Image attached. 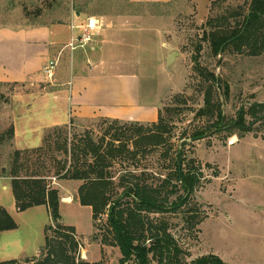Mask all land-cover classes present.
I'll return each mask as SVG.
<instances>
[{
	"label": "rangeland",
	"instance_id": "1",
	"mask_svg": "<svg viewBox=\"0 0 264 264\" xmlns=\"http://www.w3.org/2000/svg\"><path fill=\"white\" fill-rule=\"evenodd\" d=\"M251 1L0 0V28L66 22L75 12L83 13L81 23L87 16L105 19L106 27L93 44H104L106 40L110 45L107 49L98 46L101 48L93 53L89 49L92 54L89 53L90 61L85 62L87 70L110 59L115 62L109 63L110 66L116 62L121 66L106 70L112 77L137 74L142 98L152 103L146 116L155 119L161 110L171 127L166 147L138 157L141 170H148L153 176L151 181L159 183V179L172 173L171 163L162 153L172 150V154L180 149L187 165L192 163L201 172V184L186 207L176 214L152 216L162 217L170 224V232L184 251L182 258L189 263L216 255L226 264H264V124L257 122L254 131L243 137H239L241 132L237 131L239 135L228 139L224 135L200 140L190 138L196 129L206 126V119L196 115L204 107L206 89L196 69L197 62L229 84V97L220 96L228 120L235 119L241 108L264 104V54L251 57L226 53L215 57L204 40L212 18L226 9L247 10ZM74 31L75 35L80 34L79 29ZM1 41L0 50H6ZM16 44L18 46L15 42L8 58L0 55L3 59L0 65L7 66L8 60V67L25 68L26 63L31 66L32 59L28 61L27 57H31L29 53L33 54V48L23 47L27 56ZM81 51L73 52V57ZM70 52L69 49L65 51L52 79L41 74L20 84L0 83V139H3V144L0 141V165L6 168L2 171L10 168L9 157L16 150H26L23 140L39 145V136L32 132L39 131L42 123L56 121L70 127L68 120L73 117L69 118V86L63 85L71 74ZM173 53H176L175 59L168 64ZM253 121L247 118L248 123ZM104 122V118L77 120L72 129L99 132L100 126L110 124ZM16 125L20 130L17 141L7 135L12 127L15 134ZM23 127L24 134L21 133ZM52 131L53 128L45 132L43 142ZM131 164L132 161H117L113 173L118 178L125 169L133 170ZM5 177L0 172V206L10 213L18 228L0 234V261H24L27 257L38 256L45 245V230L51 224L50 212L42 206L18 212L11 181ZM51 182L52 187L59 190L61 201L62 197H69V204L60 203L61 223L76 229L80 258L90 264H120L123 258L120 248L104 243L103 237L108 234L107 216L100 219L104 229L95 238L98 231L94 228L92 210L78 201L81 182L57 180L56 177H52ZM189 216H196L200 224L188 225L186 218Z\"/></svg>",
	"mask_w": 264,
	"mask_h": 264
},
{
	"label": "trees",
	"instance_id": "2",
	"mask_svg": "<svg viewBox=\"0 0 264 264\" xmlns=\"http://www.w3.org/2000/svg\"><path fill=\"white\" fill-rule=\"evenodd\" d=\"M208 26L204 40L215 57L226 53L251 57L264 54V0H252L247 10L226 9L212 18ZM196 69L206 88L204 107L196 115L206 119V126L196 129L190 136L192 140L214 135L228 139L237 135V131L243 137L254 131L257 122L264 124L262 103L241 108L235 119L228 120L220 96L229 97V84L199 62ZM248 117L254 121L248 123ZM75 121L72 118L70 127L55 126L40 148L16 150L9 157L7 171H2L6 168L0 165V172L11 179L17 211L47 206L51 217L45 230V245L38 256L1 264H90L80 258L76 229L61 223V196L52 187V177L81 182L78 201L92 209L94 228L98 231L95 238L104 229L100 219L107 216L105 226L110 236L103 237L104 243L120 248L123 255L120 264H226L216 255L187 262L170 232V224L162 217L152 218L179 213L189 204L202 180L198 167L187 165L180 149L172 154V150L162 153L170 161L172 173L159 179V183L151 181L153 176L148 170H141L138 157L151 155L154 149L169 143L171 127L161 110L158 121L147 125L104 119V123L110 124L100 126L99 132L74 131ZM7 135L14 138L13 127ZM0 141L3 144V139ZM117 161H132L133 170L125 169L117 178L113 173ZM196 218L189 216L187 224L196 227L200 224ZM17 228L10 213L0 206V234Z\"/></svg>",
	"mask_w": 264,
	"mask_h": 264
},
{
	"label": "crops",
	"instance_id": "3",
	"mask_svg": "<svg viewBox=\"0 0 264 264\" xmlns=\"http://www.w3.org/2000/svg\"><path fill=\"white\" fill-rule=\"evenodd\" d=\"M130 1L136 3H166L170 0ZM82 14V12H75L74 15L70 17L69 21H60L54 24L43 23L35 26L15 28L11 26L1 27L0 38L2 41H0L2 42V47H6L7 49L0 50V55L4 54V58H8L7 55H10V52H12L15 42L18 43V46L16 44V47L17 49L21 50V53L27 54L26 52H23V47H26L28 45L33 48V54L29 53V55L31 56L30 58L27 54L28 61H30L31 59L32 60L30 63L31 66H27L26 63L25 68L22 66L15 67L14 65L12 67H8L10 63V61L8 60L6 61V63H8L7 66H5V63L4 65L3 63H1L0 83L20 84L24 83L26 79L32 76H40L41 74H43L44 76V68L50 62H57L58 64L62 57H64L65 51L68 50L66 49V46L75 36L74 30L77 29V26L81 24L80 20ZM67 25L69 26L68 29ZM94 45L95 44L82 49V51L80 53H77L74 57L73 52H70L72 53L71 74L68 77L66 83L64 82L63 84L69 86V118L73 117L77 120H90L93 118H104L111 120L120 119L124 122H136L143 124H152L157 122L159 111L155 119H149V117L146 116L148 113H150L148 109H152V103L142 98L141 82L137 74H116L117 77H112L111 74L106 73V70H109V68L113 69L114 67H116L117 69L121 66L118 62L110 66L109 63H115L110 59L109 61L103 60L100 63H97L93 70H87L85 62L86 60L88 62L90 61L89 53L92 54L94 51H96V49L101 48L98 46H103L107 49L110 43L105 40L104 44L100 42L99 44H96L95 47ZM90 48L92 53L89 51ZM90 64L93 67V64ZM107 65H109L110 67H108ZM136 113H139L140 115ZM60 125H64V123H58L56 121L53 123H42L39 131L32 132L33 134L37 133V135L39 136V145L36 146L31 140H28L24 143L23 140L24 149L40 148L43 145V137L45 135V132H47L51 128H54L55 126ZM21 130V133L23 132L22 134H24V127L21 128ZM19 133V127L18 125H16L14 137L16 141L19 139ZM66 198L68 199L69 197ZM66 198L62 197L61 202H65ZM66 203L69 204L68 202ZM42 207L47 208V206Z\"/></svg>",
	"mask_w": 264,
	"mask_h": 264
},
{
	"label": "built area",
	"instance_id": "4",
	"mask_svg": "<svg viewBox=\"0 0 264 264\" xmlns=\"http://www.w3.org/2000/svg\"><path fill=\"white\" fill-rule=\"evenodd\" d=\"M106 27V21L103 17L88 16L85 20L77 26L80 30V34L75 35L71 42L66 46L71 52H75L79 49H85L91 46L96 38L103 32ZM57 62H50L44 68V76L48 79H52L55 74Z\"/></svg>",
	"mask_w": 264,
	"mask_h": 264
},
{
	"label": "water",
	"instance_id": "5",
	"mask_svg": "<svg viewBox=\"0 0 264 264\" xmlns=\"http://www.w3.org/2000/svg\"><path fill=\"white\" fill-rule=\"evenodd\" d=\"M175 56H176V53H173V54H171L170 56H169V58H168V64H170L174 59H175Z\"/></svg>",
	"mask_w": 264,
	"mask_h": 264
},
{
	"label": "bare ground",
	"instance_id": "6",
	"mask_svg": "<svg viewBox=\"0 0 264 264\" xmlns=\"http://www.w3.org/2000/svg\"><path fill=\"white\" fill-rule=\"evenodd\" d=\"M234 141H235V140H233L232 142H234ZM65 202H70V200H69V199H66Z\"/></svg>",
	"mask_w": 264,
	"mask_h": 264
}]
</instances>
